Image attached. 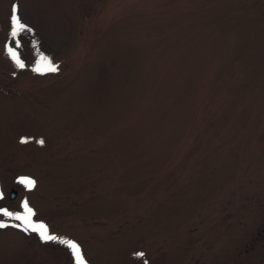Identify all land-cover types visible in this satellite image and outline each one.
Masks as SVG:
<instances>
[{
    "label": "rangeland",
    "instance_id": "374dc122",
    "mask_svg": "<svg viewBox=\"0 0 264 264\" xmlns=\"http://www.w3.org/2000/svg\"><path fill=\"white\" fill-rule=\"evenodd\" d=\"M0 193V264H264V0H0Z\"/></svg>",
    "mask_w": 264,
    "mask_h": 264
},
{
    "label": "snow or ice",
    "instance_id": "6c2138e0",
    "mask_svg": "<svg viewBox=\"0 0 264 264\" xmlns=\"http://www.w3.org/2000/svg\"><path fill=\"white\" fill-rule=\"evenodd\" d=\"M14 22L19 27V29L23 30L26 28V25L21 22V19L18 15L14 16ZM12 35H13V37H15L17 35V32L14 31L12 33ZM8 50L12 53L13 58L16 59L19 66L25 67L23 62H21L20 59L18 58L16 52L12 48H9ZM45 59H47V58H45ZM48 68L50 71H56L57 70L56 67L52 66L51 61H49ZM39 143L43 144L44 141L40 140ZM21 182L27 184L29 187H34V185H35V181L31 180L30 178H23ZM2 198H3V194L0 193V199H2ZM23 208L27 210V215H24L22 213H13V212H10L7 210H0V215L8 216V217H14L16 220L21 221L22 223L27 225V228H31L33 231L39 232V234L45 240L54 241L57 239V237L48 234V228L46 225H44V224L34 225V223L32 221V217L35 216V212L30 207L28 201L23 202ZM6 226H7L6 224L0 222V228L6 227ZM27 228H26V230H27ZM64 243L68 244L72 248V250L74 251V253L76 254V256L78 258V264H85V261L83 260V257L81 255L79 245L76 244L75 242H70V241H64ZM139 255H143V254L141 253Z\"/></svg>",
    "mask_w": 264,
    "mask_h": 264
},
{
    "label": "water",
    "instance_id": "95a60500",
    "mask_svg": "<svg viewBox=\"0 0 264 264\" xmlns=\"http://www.w3.org/2000/svg\"><path fill=\"white\" fill-rule=\"evenodd\" d=\"M17 195V190L16 189H12L11 193H10V198L14 199Z\"/></svg>",
    "mask_w": 264,
    "mask_h": 264
}]
</instances>
